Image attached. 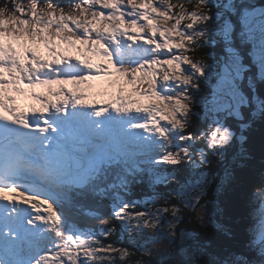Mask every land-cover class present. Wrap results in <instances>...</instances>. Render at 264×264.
<instances>
[{
	"label": "snow or ice",
	"instance_id": "1",
	"mask_svg": "<svg viewBox=\"0 0 264 264\" xmlns=\"http://www.w3.org/2000/svg\"><path fill=\"white\" fill-rule=\"evenodd\" d=\"M257 125L264 6L0 0V264H264ZM245 198L259 226L239 237Z\"/></svg>",
	"mask_w": 264,
	"mask_h": 264
},
{
	"label": "trees",
	"instance_id": "2",
	"mask_svg": "<svg viewBox=\"0 0 264 264\" xmlns=\"http://www.w3.org/2000/svg\"><path fill=\"white\" fill-rule=\"evenodd\" d=\"M183 2H187V0H183ZM261 6H264V0H259V2H257L256 4L257 8ZM204 52H208L212 57H219L221 60L223 59L219 47L214 46L209 47L207 49H203L200 53H198V55L202 56ZM217 70L218 69L214 66L210 77V83L208 84L209 89H211L215 83L214 78L216 76ZM262 145H264V131H262L259 125H257L256 130L250 134V149L255 156V161L252 165L254 181L258 180L259 178L256 174V170L259 167ZM234 159V156L229 155L223 161H220L219 163L213 165L212 171L217 174V183H219L220 179L224 177L225 171L228 168L232 167ZM257 207L258 205L254 201L250 202L246 198L242 199L238 207L234 209L230 208L229 213L226 217H224V220L226 221V223L234 227L239 237H243L246 232L254 230L259 226V213L256 210ZM183 226L187 228H196L197 231H199L195 224H185ZM208 232L210 239H212L213 241L218 240L220 238L219 234L215 231L214 228L210 227L208 229Z\"/></svg>",
	"mask_w": 264,
	"mask_h": 264
},
{
	"label": "rangeland",
	"instance_id": "3",
	"mask_svg": "<svg viewBox=\"0 0 264 264\" xmlns=\"http://www.w3.org/2000/svg\"><path fill=\"white\" fill-rule=\"evenodd\" d=\"M41 54L43 55V49L41 48ZM73 55H75V53H73ZM93 84V87L91 89L92 95H93V99L98 100V101H104L107 100L109 97L106 95H101L100 93L104 92V91H108L111 92V89L108 87L107 83H99V82H91ZM66 87L71 88L70 85H66ZM37 91H44L43 89H38ZM35 103V102H34ZM37 106H39L37 104Z\"/></svg>",
	"mask_w": 264,
	"mask_h": 264
}]
</instances>
